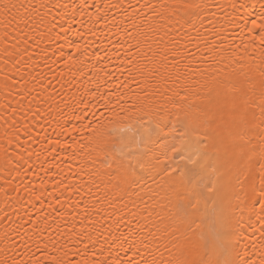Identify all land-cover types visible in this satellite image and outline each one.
Masks as SVG:
<instances>
[{"label": "bare ground", "instance_id": "1", "mask_svg": "<svg viewBox=\"0 0 264 264\" xmlns=\"http://www.w3.org/2000/svg\"><path fill=\"white\" fill-rule=\"evenodd\" d=\"M168 2L170 0H0V6H17L7 16L11 21L8 24L2 22L5 16L0 10V247L8 232L9 241H26L32 245L31 249H21L17 253L18 257L23 253L24 259L32 257L52 264L51 257L86 258L90 262L98 258L119 260L123 264L132 256L134 248L126 246L122 234L132 235L137 226L145 224L151 228L152 222H158L161 215H169L162 211L163 201L155 184L139 196L135 194L138 190L125 195L109 186L107 178L98 171L99 161L93 164L100 154L97 146L81 139L80 133L69 135L61 128V125L81 127L89 120L95 122L94 112L103 119L101 113L107 115L104 102L110 104L117 95L123 96L121 103L128 106L137 98L150 103L145 91L151 89L131 82L128 71L133 65L151 69L152 53L166 50L164 44L173 37L178 41L174 46L183 50L187 38L177 35L171 24L143 7ZM193 2L205 7L190 10L189 18L197 26L190 33L191 37L201 43V48L204 47L203 39H209L225 50L214 54L235 53L228 71L236 70L237 83L243 87H247L249 78L255 83L256 95L252 97L249 111L258 116L260 73L250 72L249 66H264V52L259 41L251 39L259 32L252 25L264 16V0ZM42 3L50 5V10L39 8L34 12L29 7ZM233 4L237 7H232ZM26 9L27 14L34 16L44 12L49 19L56 17L51 36L44 38L39 46L31 39L19 45L15 39L14 18L25 15ZM60 25L69 27L70 31L63 33ZM152 27L158 32H152ZM189 27L186 24L181 32ZM165 32L169 34L164 35ZM161 35H164V44L159 42ZM137 42L139 50L135 47ZM69 43L79 44L80 51L68 47ZM14 44L17 46L13 47ZM188 47L196 50L194 43L189 42ZM132 52L136 53L135 57ZM69 57L75 62L69 63ZM192 66L195 68L198 64ZM132 75L137 81L150 83L153 79L147 70L143 75L138 71H133ZM84 104L89 107L84 108ZM141 114L139 110L135 116L129 113V119L122 123L137 127L135 118ZM73 116L81 119H72ZM83 135L87 137L91 133L85 131ZM73 137L79 144L73 142ZM70 143L72 148H67ZM33 193H42L41 200H34ZM146 213L151 216L146 218ZM29 215L33 217L31 223H28ZM127 220L131 223H125ZM244 220L247 239L241 243L248 248V256L243 257V253L241 256L258 259L257 253L264 248V237L256 231L260 221L255 217L250 219L247 214ZM83 227L93 228L94 235L100 234L102 250L99 245L89 244L85 248L83 244H71L80 239L77 234ZM38 240L41 245L48 244L47 250H36ZM68 244H71V251L65 256ZM254 245H259L256 253L252 251ZM8 246L13 245L9 243ZM77 252L79 254H74ZM148 252L151 253V249ZM145 258L150 259L151 255ZM161 258L167 260L168 255Z\"/></svg>", "mask_w": 264, "mask_h": 264}, {"label": "snow or ice", "instance_id": "2", "mask_svg": "<svg viewBox=\"0 0 264 264\" xmlns=\"http://www.w3.org/2000/svg\"><path fill=\"white\" fill-rule=\"evenodd\" d=\"M16 7L15 4L0 6L5 16L2 22L11 23L7 16ZM29 7L35 12L39 8L50 10L51 6L42 3ZM143 7L171 24L177 35L187 38L183 50H180L174 46L178 43L174 37L164 44V35L169 34L165 32L159 42L166 50L158 49L152 53L153 67L146 69L133 65L128 71L131 82L151 89L145 91L150 103L137 98L128 106L121 103L124 97L117 95L110 104L104 102L107 115L101 113L103 119L94 112L95 122L86 121L81 127L61 125L69 135L78 132L89 145L97 146L100 154L93 164L99 161L98 171L107 178L109 186L125 195L138 190L135 194L139 196L155 184L163 201L160 205L162 211L169 212L167 217L161 215L158 222L153 221L151 228L145 224L137 226L132 235L122 234L126 246L134 248L132 256L123 264H264V248L257 253L258 259H244L248 256V248L241 243L247 239L244 214L260 221V228L256 231L264 237V66H249L250 72L260 73V112L257 116L249 111L252 97L256 95L255 83L249 78L247 87H243L237 83L239 75L236 70L228 71L229 65L234 63L235 53L214 54L225 50L209 39H203L204 47L201 48V43L190 35L197 28L189 18L190 10L202 9L205 5L193 0H170ZM14 22L17 44H27L31 39L39 46L44 38L51 36L56 17L49 19L44 12L34 16L27 14L26 9V14L14 18ZM186 24L190 27L181 32ZM60 27L65 34L70 31L69 27ZM252 28L259 29L251 39L253 42L258 40L264 52V16L258 22L254 21ZM150 30L158 32L156 27ZM189 42L195 44V51L188 47ZM67 46L80 51L79 44L69 43ZM135 47L139 50V42ZM24 51L26 53L27 49ZM131 55L135 57L136 53ZM74 62L69 57V63ZM193 64L198 67L194 68ZM145 70L153 77L150 83L148 80L137 81L132 75L133 71L143 75ZM83 106L89 107L88 104ZM137 110L142 113L135 118L137 127L122 123L129 119V113L135 116ZM72 119L80 120L81 117L73 116ZM85 131L91 135L85 137ZM73 142L79 144L76 137ZM72 146L67 144V148ZM41 195L33 193L34 200L40 201ZM150 216L151 213H146V218ZM32 219L29 215L28 223ZM125 223H131V220ZM77 235L80 239L71 241V244H83L85 248L89 244L99 245L103 249L100 234L94 235L93 228L83 227ZM8 237L5 232L0 247V264H46L42 259H24L23 253L18 257L21 249L29 250L32 245L26 241H9ZM9 243L13 246L9 247ZM71 244L67 245L65 256L71 251ZM121 246L124 247L125 243ZM47 248V243L41 245V241H36L37 251ZM257 248L259 245H254L252 251L256 253ZM165 254L167 260L161 258ZM148 255H151L150 259L145 258ZM51 261L52 264H121L119 260L98 258L90 262L86 258L65 260L51 257Z\"/></svg>", "mask_w": 264, "mask_h": 264}]
</instances>
